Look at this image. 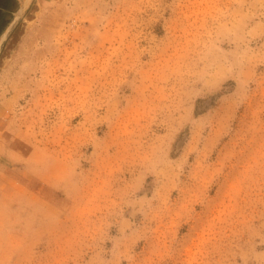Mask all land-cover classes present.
Instances as JSON below:
<instances>
[{"label":"rangeland","instance_id":"rangeland-1","mask_svg":"<svg viewBox=\"0 0 264 264\" xmlns=\"http://www.w3.org/2000/svg\"><path fill=\"white\" fill-rule=\"evenodd\" d=\"M0 264H264V0H0Z\"/></svg>","mask_w":264,"mask_h":264}]
</instances>
